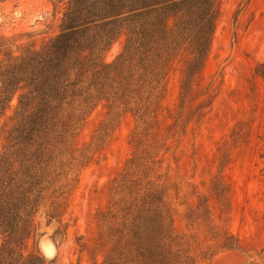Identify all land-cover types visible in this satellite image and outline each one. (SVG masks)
<instances>
[{
  "label": "trees",
  "instance_id": "1",
  "mask_svg": "<svg viewBox=\"0 0 264 264\" xmlns=\"http://www.w3.org/2000/svg\"><path fill=\"white\" fill-rule=\"evenodd\" d=\"M219 16L220 0H69L60 33L42 47L0 37V118L17 98L0 151V264H45L38 252L26 253L38 213L48 204L54 216L67 206L83 170L126 112L136 119L133 151L99 216L102 264H197L216 220L210 205L190 203L185 218L193 223L178 228L169 191L180 200L192 184L171 182L163 167L168 138L160 117L169 78L185 54L180 109L193 99ZM122 33V52L107 62L105 52ZM102 101L107 116L80 147L79 133ZM181 118L182 112L173 128L184 130ZM217 177L218 238L234 247L225 226L230 188Z\"/></svg>",
  "mask_w": 264,
  "mask_h": 264
},
{
  "label": "rangeland",
  "instance_id": "2",
  "mask_svg": "<svg viewBox=\"0 0 264 264\" xmlns=\"http://www.w3.org/2000/svg\"><path fill=\"white\" fill-rule=\"evenodd\" d=\"M69 0L0 1V37L19 44L42 47L61 31ZM126 34L119 35L105 52L112 62L123 50ZM185 54L168 81L161 115V133L168 138L161 158L171 182H191L187 196L176 203V224L187 230L188 204L212 207L211 238L199 253L197 264H264V0H220V16L209 53L194 81L192 97L180 109ZM258 69L260 71L258 72ZM17 98L0 118V151L5 144ZM100 102L79 133L80 147L88 145L107 116ZM182 112L180 123L173 128ZM136 119L123 114L105 148L83 170L67 206L50 215L49 205L37 215V230L26 253H39L45 264H102L103 244L97 243L100 214L107 209L110 188L132 155L131 134ZM172 129V130H171ZM222 175L230 188V228L235 246L218 238L222 204L213 189ZM186 213V214H185ZM216 213V217L215 214ZM223 215V214H222ZM48 234L57 245L53 258L43 255L39 242Z\"/></svg>",
  "mask_w": 264,
  "mask_h": 264
},
{
  "label": "water",
  "instance_id": "3",
  "mask_svg": "<svg viewBox=\"0 0 264 264\" xmlns=\"http://www.w3.org/2000/svg\"><path fill=\"white\" fill-rule=\"evenodd\" d=\"M39 247L43 255L47 258L55 257L57 253V245L53 238L45 234L39 242Z\"/></svg>",
  "mask_w": 264,
  "mask_h": 264
}]
</instances>
